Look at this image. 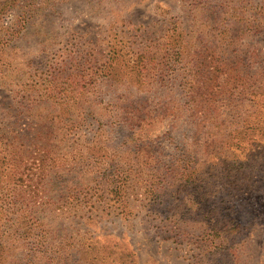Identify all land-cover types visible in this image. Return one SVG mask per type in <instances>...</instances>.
<instances>
[{
  "label": "rangeland",
  "instance_id": "374dc122",
  "mask_svg": "<svg viewBox=\"0 0 264 264\" xmlns=\"http://www.w3.org/2000/svg\"><path fill=\"white\" fill-rule=\"evenodd\" d=\"M0 264H264V0H0Z\"/></svg>",
  "mask_w": 264,
  "mask_h": 264
}]
</instances>
